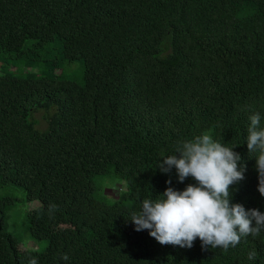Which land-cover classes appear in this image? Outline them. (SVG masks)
Instances as JSON below:
<instances>
[{
	"label": "trees",
	"instance_id": "obj_1",
	"mask_svg": "<svg viewBox=\"0 0 264 264\" xmlns=\"http://www.w3.org/2000/svg\"><path fill=\"white\" fill-rule=\"evenodd\" d=\"M31 47L52 73H0V185L39 203L29 231L49 245L29 250L6 231L18 199L2 196L0 264H264V231L227 250L199 239L188 249L129 221L142 200L195 184L157 165L205 132L241 157L231 202L264 213L246 144L251 115L264 128V0H0V57ZM76 62L83 83L55 76ZM38 111L48 113L45 131ZM110 168L127 185L115 202L95 196Z\"/></svg>",
	"mask_w": 264,
	"mask_h": 264
},
{
	"label": "clouds",
	"instance_id": "obj_2",
	"mask_svg": "<svg viewBox=\"0 0 264 264\" xmlns=\"http://www.w3.org/2000/svg\"><path fill=\"white\" fill-rule=\"evenodd\" d=\"M249 120L246 144L249 154L257 153V190L264 197V128L260 127L259 113ZM234 148L215 141L206 132L178 141L176 154L162 157L157 168L163 173L175 168L180 183L191 177L195 184L183 191L169 187L155 199L142 200L140 210L129 220L135 231L148 230L150 237L162 246L188 249L197 239L202 248L227 250L242 237L259 236L264 231V213L258 209L246 211L242 205L231 202V186L244 179L245 171ZM255 256L254 250L248 253L249 260ZM63 259L67 260V255ZM28 264H37L36 258Z\"/></svg>",
	"mask_w": 264,
	"mask_h": 264
},
{
	"label": "rangeland",
	"instance_id": "obj_3",
	"mask_svg": "<svg viewBox=\"0 0 264 264\" xmlns=\"http://www.w3.org/2000/svg\"><path fill=\"white\" fill-rule=\"evenodd\" d=\"M27 47L29 46L27 45ZM47 55L48 59H51L50 55ZM46 57L45 52L41 51L40 47H31V50H28L19 58H11L8 55L3 57L6 59L4 60L0 57V73H11L16 76L50 74L52 70H47L46 66L51 61L45 60ZM53 72L55 76H63L65 79L83 83L84 66L82 62L65 63ZM47 116L48 113L45 111H38L31 116L36 122L38 130L45 131L48 128ZM95 186V196L108 202H115L122 192L127 190L126 182L113 173V168H110V172L106 176L96 177ZM5 195H13L18 199L17 203L11 206L6 213V231L16 237L23 248L43 252L47 249L49 242L48 240H34L29 231L28 221L29 212L37 208L39 203L26 202V195L23 189L11 184L0 185V197Z\"/></svg>",
	"mask_w": 264,
	"mask_h": 264
}]
</instances>
